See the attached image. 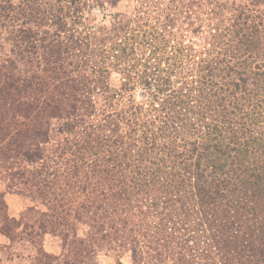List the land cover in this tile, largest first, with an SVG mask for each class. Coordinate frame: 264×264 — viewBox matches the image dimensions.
Here are the masks:
<instances>
[{
    "label": "trees",
    "instance_id": "trees-1",
    "mask_svg": "<svg viewBox=\"0 0 264 264\" xmlns=\"http://www.w3.org/2000/svg\"><path fill=\"white\" fill-rule=\"evenodd\" d=\"M61 1L0 0V21L14 30L15 59L0 69V170L12 186L42 193L49 223L65 227L63 216L79 213L81 245L107 243L132 264H264V0L214 4L209 42L198 50L178 33L169 51L144 26L121 28L122 16L99 37L62 31L82 17ZM78 2L88 0L68 1ZM172 7L168 23L180 12ZM117 70L124 81L111 89ZM139 86L146 104L133 95ZM94 91L103 92L99 118ZM54 120L59 135L79 125V160L61 162L59 175L47 161L67 138L46 152ZM3 192L0 234L43 250L31 239L51 234L48 221L11 217Z\"/></svg>",
    "mask_w": 264,
    "mask_h": 264
},
{
    "label": "rangeland",
    "instance_id": "rangeland-1",
    "mask_svg": "<svg viewBox=\"0 0 264 264\" xmlns=\"http://www.w3.org/2000/svg\"><path fill=\"white\" fill-rule=\"evenodd\" d=\"M68 1L70 0L61 1L60 6L62 5L64 7V11L68 12L72 10L71 14H74L78 11L74 8L80 7L79 14L81 13L82 18H79V16L78 19H76V17L74 18V16H71V18L69 17L68 27L62 29V31L70 30L78 36L79 31L86 27L87 30L85 32L96 33V36L99 37V31L103 32V28L110 30L113 17L122 16V19L125 18V22L121 28L126 29V24L128 25L129 21V24L131 23V30L129 32L133 34L132 30L136 29L137 26H144L142 31V33H144L143 35H145V33L148 35L153 32V39L155 41L151 44L156 46V48H166L167 51H169V46L173 44L172 40L178 33L184 36L188 34L189 37H184L186 43H195V45L198 46V50H201L202 45L204 46L205 43L209 42L211 33L217 26L218 21L216 19H211L210 10L213 8L212 6L214 4L216 6L218 4L228 6L230 2L232 3L233 1L241 2V0H88L87 5L84 3L79 4L78 2L72 7ZM172 6L179 8L180 12L175 13V16L171 18L172 22L168 23L170 19H166L165 16L166 13H169L168 10L171 11L174 9ZM222 7L224 9V6ZM140 10L141 12H139ZM225 11L227 12L225 13L228 18L234 14L232 11L230 13L229 10ZM260 11V13L264 15V5L261 6ZM151 12L152 14H150ZM257 15L259 14L257 13ZM258 18L264 19V17H260V15ZM85 19H90L92 25L84 22L83 26L82 22ZM7 20L0 21V69L10 56L11 60L15 59L14 56L10 55L11 43L8 41L11 32L13 33L14 30L9 26L10 23H8ZM169 24L171 27L166 28V25ZM54 29L57 30V28ZM118 31L121 30L118 29ZM69 36H71L70 32H63L61 34L62 39L68 38ZM117 38L118 37L110 38V41L116 42ZM106 45L108 46V43ZM207 48L208 51L211 50L209 45ZM144 52H148L147 46L144 47ZM159 58H161V55ZM138 59L139 58L135 55L131 63L138 64ZM77 62L79 63V57ZM17 63H19V61H17ZM142 64H144V61ZM137 69H142V66ZM142 70H144V67ZM109 77L111 89H120L121 83L124 81L120 72L117 70L113 73L112 71ZM112 94H114V92L111 93V95ZM91 95L93 100L98 102L96 105V110H98L96 114L99 118L104 104L102 101L103 92L94 91ZM133 95L138 104H146L148 100H150L148 98L150 96L149 91H145L143 87L140 86L135 90ZM119 102L120 101L116 102L117 107L115 108L120 106L118 105ZM62 123V121L58 120L52 121L54 132L50 135V138L53 140H51L50 145L46 147V152L49 153V149L56 147L58 142L63 143L62 140L67 138V143L64 144L65 147L61 144L62 147L60 146V148H58L59 150H57L61 158H51V160L47 161V166L51 167L53 173L57 175L64 171V168L60 164L61 162H65L66 160L77 162V160H79L77 158L79 155V125L77 124V135L71 137L70 135L58 134L57 130ZM54 140L59 141L55 142ZM31 169L33 170V166H31ZM50 180H54L53 177H50ZM15 184L16 182L10 180V178L0 170V192L5 190L8 191V187H11L8 192L14 194V198H18L23 202H21L22 207H20V211L15 218L17 220L22 219L23 222L26 223L34 222L37 219L45 222L48 221L47 227H49V232L51 234H47L40 238L33 237V239H31L37 247L40 248V245L42 246L43 250L39 252L35 251V247L30 246L28 243L23 244L16 241L11 244L10 241L6 242L3 237H0V264H119V258L122 264H132L131 253L123 250L116 252L108 250L111 245L107 243H103L99 246L96 241H92L81 245L80 240L87 239V227L79 221V213H77V215L72 213L70 217L64 215L63 223L65 227H59L58 224L55 223V220L49 223L51 219L47 218L45 214L52 215V213L48 211L46 202L39 196V194L42 195V193L29 192L27 189L18 190L16 187L12 186ZM19 187L24 188V186ZM53 192L61 193L58 188L53 189ZM29 195H33L36 198L31 199L28 197ZM5 213V206L1 204L0 200V217ZM8 214L10 213L8 212ZM84 255L88 256V258L83 257ZM83 259L84 262L82 263L81 261Z\"/></svg>",
    "mask_w": 264,
    "mask_h": 264
},
{
    "label": "crops",
    "instance_id": "crops-1",
    "mask_svg": "<svg viewBox=\"0 0 264 264\" xmlns=\"http://www.w3.org/2000/svg\"><path fill=\"white\" fill-rule=\"evenodd\" d=\"M3 193H5V201H6L7 205H8V212L10 213L9 215L11 217L15 218L16 215L18 214V212L20 211L19 209H20V207H22V203L23 202L21 200H19L18 198H14L15 196L12 193H9V192H6V191H4ZM0 237L1 238L3 237L6 242L9 241L7 239V237H5V236H3L1 234H0Z\"/></svg>",
    "mask_w": 264,
    "mask_h": 264
}]
</instances>
